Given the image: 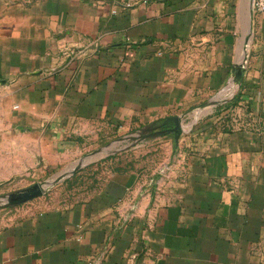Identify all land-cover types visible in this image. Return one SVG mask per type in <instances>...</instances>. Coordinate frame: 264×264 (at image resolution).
Segmentation results:
<instances>
[{
	"label": "crops",
	"instance_id": "0c3cea01",
	"mask_svg": "<svg viewBox=\"0 0 264 264\" xmlns=\"http://www.w3.org/2000/svg\"><path fill=\"white\" fill-rule=\"evenodd\" d=\"M253 2L0 0V99L28 162L111 132L122 142L190 125L160 167L11 208L0 264H264V14Z\"/></svg>",
	"mask_w": 264,
	"mask_h": 264
},
{
	"label": "rangeland",
	"instance_id": "374dc122",
	"mask_svg": "<svg viewBox=\"0 0 264 264\" xmlns=\"http://www.w3.org/2000/svg\"><path fill=\"white\" fill-rule=\"evenodd\" d=\"M6 106L5 100L0 99V196L23 190L35 183L50 182L58 174L71 171L78 162L92 160L36 201L49 205L62 204L78 198L85 191L102 183L115 171L162 166L165 157L172 153V147H176V140L181 141L190 133V125L186 123L181 126L168 124L153 131L126 133L122 142L116 141L122 136L111 132L106 134L105 138L99 135L95 142L81 143L79 150L75 148L72 151L61 152L56 158L37 164L26 159L27 155L24 154L23 148L28 142L24 138H8L5 124L8 123L10 116ZM180 144L178 142V151ZM53 155H56L55 152ZM13 210L0 209V225L8 220L9 212Z\"/></svg>",
	"mask_w": 264,
	"mask_h": 264
},
{
	"label": "water",
	"instance_id": "95a60500",
	"mask_svg": "<svg viewBox=\"0 0 264 264\" xmlns=\"http://www.w3.org/2000/svg\"><path fill=\"white\" fill-rule=\"evenodd\" d=\"M253 7H254V2H253ZM236 70L240 75V78L239 80H237L236 84L237 87L240 88L242 85L244 75L246 73V69L244 65H241V66H237ZM214 102L216 103L217 101ZM91 161L92 160L89 159L83 162H79L72 168L71 171L68 172L65 171L58 174L50 182L35 183L23 190L13 192L4 196H0V209L18 207L44 197L52 187L72 177L76 172H78L83 167L88 165Z\"/></svg>",
	"mask_w": 264,
	"mask_h": 264
},
{
	"label": "built area",
	"instance_id": "2783aa9c",
	"mask_svg": "<svg viewBox=\"0 0 264 264\" xmlns=\"http://www.w3.org/2000/svg\"><path fill=\"white\" fill-rule=\"evenodd\" d=\"M254 9L256 12L264 14V0H254Z\"/></svg>",
	"mask_w": 264,
	"mask_h": 264
}]
</instances>
